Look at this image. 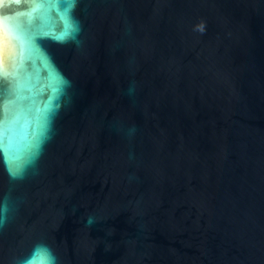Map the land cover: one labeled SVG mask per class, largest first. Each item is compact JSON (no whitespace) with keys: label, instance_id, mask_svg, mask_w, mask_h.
<instances>
[{"label":"water","instance_id":"95a60500","mask_svg":"<svg viewBox=\"0 0 264 264\" xmlns=\"http://www.w3.org/2000/svg\"><path fill=\"white\" fill-rule=\"evenodd\" d=\"M0 17V264H264V0Z\"/></svg>","mask_w":264,"mask_h":264},{"label":"clouds","instance_id":"9594fccd","mask_svg":"<svg viewBox=\"0 0 264 264\" xmlns=\"http://www.w3.org/2000/svg\"><path fill=\"white\" fill-rule=\"evenodd\" d=\"M4 0H0V5H2ZM3 22V17H0V23ZM203 29L201 28V31ZM13 179H16V177H13ZM10 202L7 197H5L2 201H0V227H2L8 220V215L11 211ZM55 255H52V264H55ZM18 264H26L25 260H21L18 262Z\"/></svg>","mask_w":264,"mask_h":264},{"label":"snow or ice","instance_id":"6c2138e0","mask_svg":"<svg viewBox=\"0 0 264 264\" xmlns=\"http://www.w3.org/2000/svg\"><path fill=\"white\" fill-rule=\"evenodd\" d=\"M31 2L38 3V4H47V3H50V0H31ZM35 11H36V13H37V15L39 17L40 14H41V10L40 9H36ZM69 30L71 31L72 29L70 28ZM14 34L17 35V37L21 38V39H24L28 35L27 33H21V32H18V31L15 32ZM41 55H42L43 59L46 62L50 63V58L47 57L46 53H41ZM0 107H2V105H0Z\"/></svg>","mask_w":264,"mask_h":264}]
</instances>
